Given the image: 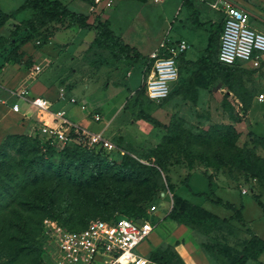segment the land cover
I'll list each match as a JSON object with an SVG mask.
<instances>
[{"label":"rangeland","instance_id":"rangeland-1","mask_svg":"<svg viewBox=\"0 0 264 264\" xmlns=\"http://www.w3.org/2000/svg\"><path fill=\"white\" fill-rule=\"evenodd\" d=\"M107 1L73 0L70 8L86 14L94 25L108 21L117 35H126L127 42H139L144 50L166 36L170 23H188L186 28L175 24L170 33L188 39V54L204 56L212 31L194 26L190 20L185 22L190 10L182 6L183 0H109L110 5ZM190 1L200 12V20L223 19V12L211 7L216 0ZM230 1L247 9L251 24L264 33V0ZM24 2L0 0V8L13 13ZM44 21L28 8L0 22V85L5 86V70L13 69L30 89L38 81L47 87L45 97L54 102V109L63 107L75 122L86 120L87 113L92 114L95 108L108 113V121L90 127L108 137L114 148H103L100 160L90 157L88 163L94 169L100 163L109 176L120 179L117 184L121 194L127 195L132 213L99 205L103 194L99 187L76 191L66 186L59 190L58 205L48 211L23 209L19 198L6 205L0 200V225L17 216L18 210L30 217V227L41 230L27 234L32 240L26 248L24 236L20 241H7L10 232L1 228L0 264H54L51 245L45 239L47 218L78 229L92 219L116 215L154 225L152 235L137 248L144 255L150 252V264H238L252 233L264 238V212L258 204H264V181L248 177L242 168L220 164L216 157L220 144L214 139H194L190 134L207 138L218 126L233 125L239 133L236 146L264 160V100L258 99L264 93V65L256 70L238 68L229 89L221 79L220 87H215L219 80L212 79L211 68L197 75L202 64H182L174 91L156 102L143 92V60L116 57L113 41L95 29L70 26L68 20ZM29 34L35 37L23 43ZM219 46L216 37L213 59ZM10 85L13 91L22 89L17 82ZM82 106L87 109L82 110ZM141 111L158 123L140 117ZM165 137L174 142L164 144ZM185 138H190L189 145ZM20 146V140H13L9 156L20 158ZM29 190L27 187L22 193L27 195ZM198 192L211 197L213 193L241 207L245 225L233 210L197 196ZM177 196L205 208L215 218L171 220L172 228L166 229ZM153 206L156 208L152 210ZM159 236L161 241L153 247ZM158 256L161 260L156 259ZM245 264H264V252Z\"/></svg>","mask_w":264,"mask_h":264},{"label":"trees","instance_id":"trees-1","mask_svg":"<svg viewBox=\"0 0 264 264\" xmlns=\"http://www.w3.org/2000/svg\"><path fill=\"white\" fill-rule=\"evenodd\" d=\"M69 2L70 0H25V2L13 13H7L0 9V16H2L0 22L2 24L9 18L13 17L14 14L19 13L24 9L32 8L37 16L45 18L44 23H49L54 20L62 22L68 20L70 26L79 24L83 29L97 30L99 35L113 41L114 49L116 51L114 55L118 58L147 60L141 51L135 46L127 43L120 35H117L110 27L108 21H101L94 25L88 21L86 14L72 10L69 7ZM183 6L190 10L188 19L192 24L197 27H210L212 33L209 38V43L205 48L204 56L201 57V59H198L197 61H188L185 58L186 53L180 57V76L171 93L174 91L180 80L182 64H187L189 66L195 65L196 63L202 64L197 75H201L205 70L207 71L208 68H211L212 79L215 81L221 79L222 82L231 89L233 75H235L238 68L241 69L245 67H242L239 64L229 66L220 62L218 60L219 48L216 49V59H213L216 37H219L220 39L223 32V20L220 22L216 20L203 22L199 19V11L194 7L190 0H183ZM34 37L35 36L31 34L26 35L22 39V42L27 43ZM261 67H249L247 69L256 70ZM219 73H221V75H219ZM143 92L145 93V86ZM140 117L147 121L158 123L155 118L142 111ZM190 137L199 140L214 139L217 144H220L218 145V153L216 155L220 164L229 167L242 168L246 171L248 177L258 178L264 181V160H260L248 149L238 148L236 146L239 133L233 125H220L215 131L206 135L207 138L192 133L190 134ZM165 138L166 142H164V144L169 143V141L174 142L173 139ZM13 140L21 141L20 158L9 156V150L13 147ZM186 141L188 145L191 143L190 138H185V142ZM102 150L103 148L89 149L75 142H68L63 146L58 147L50 141L44 143L38 136L32 135L30 137L28 134L9 135L0 145V200L5 202L6 205L10 203L9 200L12 198H19L18 205L23 207V209L27 208L33 211L46 209L48 211L55 205H58L57 196L59 190L66 186H69L72 190L75 189L76 191H85L99 187L101 191L103 190L99 205L103 204L107 208H114L121 212L126 209V212L132 213V208L130 209V201L128 200L127 195L121 194V187L117 184L120 182V179L109 176L108 172H105V170L102 169L100 163L95 165V169L94 166L89 167L88 158L95 157V159L99 161ZM56 162L57 165H54ZM185 185H189L187 181H185ZM27 187H30V190L29 193L25 195L22 191L24 190V192H26ZM196 195L199 197L204 196L210 202L233 210L235 217L240 224L245 225L241 207L237 208L234 204L225 202L222 198L215 196L213 193L212 197L203 192H198ZM176 203L174 204L172 213L168 216V219L170 220L182 221L184 219H198L204 221L208 218H215V215L205 208L178 196L176 197ZM258 204L262 207L264 212L263 202L258 201ZM178 205H181L182 210H180ZM118 217H120V215L102 219L114 220ZM57 221L66 227L58 219ZM6 223L7 224L2 223L3 225H0V229L2 228L4 231L8 230V232H10V239L7 238V241H20L24 236L25 241H27L28 244L32 239L30 236L27 238V234L29 232L32 234L33 232L41 231L38 227H30V217H26L24 213L18 210L17 216L14 217L12 215L10 219L6 220ZM87 224L78 229L86 227ZM13 229L15 231H13ZM248 231L251 232V228H248ZM28 247L29 244L26 248ZM263 252L264 238L252 233L249 242L244 248V255L240 258L241 260L239 259L238 264H245L249 259L257 260ZM148 257L150 259V253L148 254ZM156 259L161 260V256H158Z\"/></svg>","mask_w":264,"mask_h":264},{"label":"built area","instance_id":"built-area-1","mask_svg":"<svg viewBox=\"0 0 264 264\" xmlns=\"http://www.w3.org/2000/svg\"><path fill=\"white\" fill-rule=\"evenodd\" d=\"M110 5L111 1H107ZM213 7L223 11L224 28L220 37L218 60L229 66L241 65L245 68H258L264 65V33L251 24V15L230 0H218ZM190 45L186 39L165 37L149 54L143 70V83L146 96L156 102L167 98L173 85L179 79V59ZM14 94L25 100L42 115L52 116L53 123L36 126L34 136L44 143L50 141L61 147L75 142L89 149L114 148L113 142L101 132L74 122L64 110L53 111L52 104L41 96H32L23 87ZM264 100V93L258 95ZM75 103L76 100L72 99ZM15 112L21 106L13 105ZM86 109V106H82ZM27 116V114H25ZM94 121H101L99 113L93 114ZM156 207L153 206L152 210ZM45 239L51 245L54 264H150L148 255L137 251L138 246L150 237L154 225L120 216L114 220L96 218L81 229H68L57 220H44Z\"/></svg>","mask_w":264,"mask_h":264},{"label":"crops","instance_id":"crops-1","mask_svg":"<svg viewBox=\"0 0 264 264\" xmlns=\"http://www.w3.org/2000/svg\"><path fill=\"white\" fill-rule=\"evenodd\" d=\"M24 1V0H23ZM73 0H70L69 2V7H70V4ZM218 0H216L215 2H217ZM213 2V3H215ZM264 2V1H263ZM193 3V2H192ZM213 3L211 4V7L215 10H218L221 12V10L219 9H216L213 7ZM183 4V3H182ZM241 4V3H239ZM22 5V3L19 5V7ZM194 5V4H193ZM183 6V5H182ZM241 6V5H240ZM185 7V6H183ZM195 7V6H194ZM204 8L206 10L209 11V7L204 5ZM1 9V8H0ZM185 9V8H183ZM197 9V8H196ZM2 10V9H1ZM73 10V9H72ZM198 10V9H197ZM4 11V10H2ZM5 12V11H4ZM7 12V11H6ZM10 12V11H8ZM7 12V13H8ZM223 12V11H222ZM221 12V13H222ZM190 15V14H189ZM189 15L187 16V20H185V22L187 23L188 22V17ZM222 16L224 18V14L222 13ZM199 19H200V12H199ZM210 20H215V19H210ZM210 20H206V21H210ZM223 20V19H222ZM221 20V21H222ZM173 21V20H172ZM202 21V19H201ZM175 22V20H174ZM178 23H170V27H169V31L168 33L166 34L165 37L167 36H170V37H173L174 39H186L185 37H182V36H174L170 33V30L173 29L174 27H176V25L179 27L180 25H182L184 28H186V26L188 25V23L185 25L184 22L181 23V21H177ZM205 22V21H203ZM176 24V25H175ZM194 25V24H193ZM195 26V25H194ZM199 28H206V27H199ZM120 36L125 40V36L126 35H121ZM164 37V38H165ZM163 38V39H164ZM162 39V40H163ZM160 40L155 46H153V48H149L148 50H144L141 48V45L138 44L139 42H137V44H134V42H127L129 43L130 45L132 46H135L139 51H141V53L146 57V61L143 60V62H145V66H146V63L147 61L149 60V54L159 45V43L162 41ZM188 41V39H186ZM189 45H190V42L188 41ZM191 47V45H190ZM189 47V49H190ZM207 47V46H206ZM205 47V48H206ZM189 49L187 50L186 52V60L188 61H194V60H197L199 57H202V55H190L188 54V51ZM205 51V49H204ZM203 51V52H204ZM145 68V67H144ZM5 81H3L5 83V86L4 85H0V145L2 144V142L5 140V138L9 135H13V134H31L34 136V134L36 133L37 131V127L36 126H40L44 123H48V124H52L53 123V117L50 115V116H46V115H42V113L40 111H37L35 110L33 107H31V105L29 103H27L25 100L17 97L15 94H14V89L11 87V85L9 86L10 83H13L15 84L17 82L18 85H20L18 88H23L25 87L26 89H28L30 91V94L32 96H41V97H44L45 99H47L45 96V93H46V88L45 86H43L38 80L37 83L34 84L33 88L31 86V89H30V86L29 85H23V76L21 77L19 74L18 76L16 75L17 73H14V70L13 69H6L5 70ZM19 80V81H18ZM215 87H220L221 85V80L219 79V81H217L215 84ZM16 89V88H15ZM2 92V93H1ZM51 104H52V107L51 109L53 111H56V110H64L66 111L63 107L59 108V109H54V102H52L51 100H49V98L47 99ZM20 101L23 102V104L20 103ZM18 103L20 106H21V111L20 112H15L13 110V105ZM73 103V102H72ZM87 109V108H86ZM84 110V109H82ZM94 111L91 112L92 114L94 113H99L102 117L101 121H94V117L92 114L90 113H87V117H86V120H82L80 122H77L87 128H89L90 130L92 131H95L94 129H92L90 126L93 124H96V123H99V122H103V121H108L105 120L106 118V115L108 113H105L103 112L102 110H100L99 108H95L93 109ZM67 113V111H66ZM25 114H27V116H25ZM70 118V117H69ZM71 119V118H70ZM73 120V119H71ZM74 121V120H73ZM75 122V121H74ZM98 131V130H97ZM96 131V132H97ZM171 220L169 219L168 222H167V226H166V229H169V228H172V223H170ZM153 233V232H152ZM152 235V234H151ZM160 237V236H159ZM156 243L154 246H157L159 244V242L161 241V237L160 238H156L155 239ZM152 247V248H153ZM150 253V252H149ZM148 253V254H149Z\"/></svg>","mask_w":264,"mask_h":264}]
</instances>
